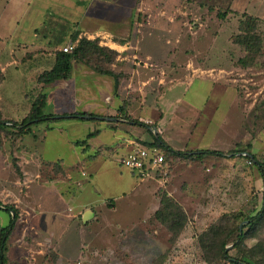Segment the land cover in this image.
Instances as JSON below:
<instances>
[{
  "label": "rangeland",
  "instance_id": "1",
  "mask_svg": "<svg viewBox=\"0 0 264 264\" xmlns=\"http://www.w3.org/2000/svg\"><path fill=\"white\" fill-rule=\"evenodd\" d=\"M84 1L86 5L90 4L91 12L99 11V2L70 0L71 4L62 14H72L73 21L80 20ZM174 1L177 3L176 0H159L160 3L143 0L145 5L155 6L153 17H156L153 34L145 40V48L156 56L164 54V59L173 67H149L146 71L138 66L136 70L134 61H141L139 57L121 61L117 56V63L136 70L135 75L122 72L121 86L130 85L128 91L133 92L126 97L130 100L128 114L131 121L128 122L146 121L154 136L160 134L170 146L181 147L178 149L183 151L211 150L221 152L223 156L180 159L167 155L169 176L166 184L153 178L140 183L138 178L139 184L134 188H130V182L125 180L118 185V180L111 175L112 170L108 171L106 167L117 164L127 173L129 170L122 165L126 148L106 152L94 162L87 159L89 154L83 152V147L73 143L85 140L94 131H100V136L88 144L110 143L112 137L104 130L107 123L101 121L102 117L95 116L105 105L103 97L99 98L105 88L90 84L97 100L86 95V91L74 92L72 86L53 84L43 89L37 78L52 69L55 63L49 48H45L47 50L35 53L17 68L8 69L0 92H4L9 103L7 113L10 118L22 122L31 113L38 97L46 94L45 115L67 119L71 116L63 115L71 109L78 115L97 120H62L58 123L64 131L56 134V138L45 140L47 124L34 125L29 137L22 139L15 131H9L7 137L5 133L0 134V201L3 204L0 206V227L8 226L11 221L4 206L12 205L19 212L7 242V264H230L218 259L216 251L206 252L202 238L218 247L225 242L229 254L246 260L253 251L257 253L255 260L264 262V222L253 230L245 226L264 203V182L249 158L255 157L264 163V19L258 24L262 54L253 62L242 63L246 53L234 42L235 35L241 34L238 30L240 16L232 14L224 20L217 16L232 5L239 13L249 10L264 18V0H235L234 3L221 0V4L203 3L201 7L198 0H190L186 4V14L176 12V23L171 24L167 19L173 13L170 7ZM46 3L48 10L52 8L53 12L59 5L55 0H46ZM105 8L108 9L100 23L103 26L108 25L107 16L112 10ZM163 8L167 10L165 15L156 14ZM18 11L22 12L21 9ZM33 12L31 7L24 21L21 19L23 14L20 18L15 13V17L23 22L16 30V38H8L0 45L4 48L0 60L8 59L10 48L16 44L21 31L26 39L32 37L33 40H27L28 44L39 47L42 38L49 36L50 28H56L54 19L47 17L45 23L43 11L40 16ZM123 12L128 14V10ZM41 19L46 25L40 26L38 21ZM34 26L39 30V39L34 38ZM94 39L114 51L120 49L117 43L126 42L107 35ZM136 43L132 44L134 52L139 49L135 47L139 44ZM36 49L19 50L16 58L21 62ZM102 57L88 61L95 64ZM131 77L134 80L129 82ZM150 78L153 79L150 81ZM136 132H139L137 139L141 144L153 142L147 127H138ZM58 158L73 179L67 181L66 175L61 176L58 178L60 183L46 187L42 180L51 176L49 163ZM39 171L42 180L35 179ZM111 183L117 185V190L127 187L128 194L120 199L109 198V204L105 205L108 194L117 191L111 189ZM48 190H57L56 193L63 195L62 201L56 197L52 200ZM164 194L179 204L188 218L176 239L154 218ZM86 207L91 208L94 216L84 222ZM212 228L219 229L217 239L209 234ZM237 229L247 233L243 244L237 238ZM258 244L263 247L258 249Z\"/></svg>",
  "mask_w": 264,
  "mask_h": 264
},
{
  "label": "crops",
  "instance_id": "2",
  "mask_svg": "<svg viewBox=\"0 0 264 264\" xmlns=\"http://www.w3.org/2000/svg\"><path fill=\"white\" fill-rule=\"evenodd\" d=\"M33 1H36L37 5L34 4ZM55 1H57L59 4L58 7L55 9L56 13L52 11V8L48 10L46 0H17V1L0 0V45H4L5 40H7L8 38L9 39L16 38V36H14L16 33V30L20 28L22 22L25 20L26 16L28 15L31 7H33V10L36 12V14H39V16L41 15L43 11L42 18H44L45 23H46L47 17L54 19L57 22L55 25L56 28H50L51 32L49 36H44L42 40L40 39L41 42H40L39 47H37L36 44H33V43L28 44L29 41L27 40H33L32 37H30V39H26L23 36V32L21 31V34L17 36L16 44H13V46L10 48L11 53L10 55H8L9 56L8 59L5 61L0 60V69L5 76V79L3 83L0 85V88L6 82V73L9 68H13L22 63H25L27 59H29L30 57H33L35 53H40V52H44V50H47L45 48H49V52L51 56L54 58V62H55L54 66H55L57 62V54L61 52L62 48L72 43L76 35H78V39L89 36L86 38L92 40L96 37L98 38L101 37V35H107L109 37H112V39L114 37L118 40H125L126 42L124 44L117 43L118 45L116 44V46L119 47L120 49L119 50L115 49V50L118 52V58L122 59L121 61H124L127 58H131V57L133 58L139 57L141 61H137V59H135L136 61H134V65L135 67H137L136 70L139 67H141L142 69H146V71L149 69V67H162L165 65L173 67L172 63L164 59L165 58L164 54H161V55L157 54L158 56L157 57L153 52L145 48V40L147 39L148 36L153 34L152 28L156 25L155 24L156 20H154V18L156 17H153V13H154L153 9L155 10V6L151 7L150 5H145V3H143V0H93L92 2L93 4L95 2L97 3L99 2V4L97 5L99 11L96 10L94 12H91L89 9L90 4L86 5L84 1L83 4H85L84 5L85 9L83 10L81 14L82 15L81 19L80 20L76 19L75 21H73L75 17L72 16V14L70 16H64L62 14L65 7L67 8L69 7L68 5L71 4L70 0H55ZM78 1L79 0H77V2ZM176 1L177 3H175L174 1L175 4L171 3L172 6L170 7V9H172L171 12L173 13L167 19L168 23H171V24L176 23L174 20L175 19L174 14L176 12L180 14H184V13L186 14L185 10L188 8L186 4L188 2L190 3V0H176ZM231 1H233V3L235 2V0H231ZM1 2H4V3H1ZM152 2L160 3L159 0H152ZM198 2H199V7H201L203 3L209 4V5L215 4V3H219V4L222 3L221 0H198ZM105 7H109L110 9H112L109 11V14L107 16L108 22L106 24L108 25H105L106 27L103 25H100V23L104 21V15L106 14L105 10L108 9ZM228 8H230L232 11L239 12L238 10L237 11L233 10L232 5H230V7ZM18 9H21L23 13L18 11ZM124 10H128V14L126 12H123ZM166 11L167 10L163 8L161 9V11H158L156 14L165 15ZM35 12H33V15H35ZM245 12L251 14L249 10H246L243 13ZM15 13H17V15L20 18L23 14V17L21 18L23 19V21L17 19L15 17L16 16ZM230 15H228L226 18L228 19ZM251 15H254V14H251ZM254 16L264 19L258 15H254ZM91 21H94L95 23L92 25L89 24L91 23ZM38 22L40 26L42 24L46 25L45 23H42L43 19H41ZM48 24L53 25L55 24V22L54 23L48 22ZM34 28H35L34 38L39 39V30L35 26ZM169 32L171 33L172 30H169ZM145 33L147 34L145 35ZM135 41L139 43V44L136 43L137 45L135 46L139 48L138 52L132 51V48L134 46L132 44ZM31 48H35L36 50L34 52L28 53L27 56L21 59V62L16 58L17 51L26 50V49L29 50ZM3 52H4V48H1L0 46V58H3V55H2ZM189 65H191L190 62L188 63V67ZM113 68L117 72H125V73L129 72V73H133L134 75L136 73V70L133 67L131 69V67H127L121 63H118L117 65H113ZM50 70H47V71H50ZM151 79L153 78H150V81ZM133 80H134V77H131L129 82ZM150 81H148L147 83H150ZM53 84L60 85V87L72 86L73 91L78 92V94L86 91V95H91V98H93V100H97L96 95H95L96 92L90 89V84H94L97 87L105 88L101 90V93H99V98L100 96L103 97V103L105 105L104 107L99 108L101 109V112L95 116L104 118V120H101L107 123L104 126V130L110 133V137H112V139L110 143L108 144H103L99 146L88 144L90 147L89 149L85 150L83 148V152L89 154L87 158L88 160H91L94 162L99 161V159L102 158L104 153L106 152L112 153L118 148H126L127 149L126 155H127L135 143L137 142L140 143V139H137V138H140L138 137L139 132H136V130L138 129V127L140 128V127H145V126L143 125L136 126L134 124H131L128 121L121 119V115L118 113V110L120 106L123 104V102L126 100L127 95L130 93L133 94L132 91H128V88L130 87V85L128 87H122L120 85L119 90L116 91L114 78L98 75L94 71H92L90 68H88L87 66L76 64V63L73 64L72 72L70 74V77L67 80H59L49 85H42L41 87L44 89ZM121 88L124 90L121 91ZM44 95L46 97V94ZM4 96H5L4 92L1 91L0 92V113L3 119L13 120L10 118V116L7 113L9 103L7 99H5ZM145 100L146 99L144 98V101ZM63 116H71V118L63 119L64 117L57 118V116L51 115V117L48 118L50 122L42 123V124H47L44 129V138H43L44 140L47 137L53 138L55 137L56 134L62 133L64 131L62 129L61 123H58L62 120H76V119H82V120H88V121L97 120L94 118H91V119L79 118V116H84V115H78L76 111H72L71 109L66 111ZM106 118L118 119L119 121L117 122L108 121L106 120ZM146 123L147 122L144 121V124ZM114 127H117V128H114ZM147 128L151 130L150 127H147ZM90 134H94V136L91 137L89 141H94L100 136V131H94L92 133H89L88 135ZM75 142H78V141H74L73 142L74 145H76ZM165 142L169 147H171L175 151L184 150V149H178L181 147L170 146L167 141ZM49 164H50L51 176L48 175V177H46L44 181L42 180L41 171H39V174L35 176V179L42 180V183H44L46 187L47 185H51L52 183H56V184L60 183L61 181L59 182L60 179L58 178H61V176L64 177L66 175V177L64 178L67 179V181L73 179L72 175L66 171V168L63 165V161L60 158L56 159L55 162L49 163ZM43 165H47V163L43 162ZM106 169L108 171L112 170L111 175L114 176L115 180L116 179L118 180L119 182V183L117 182L118 185H120L124 180L127 182H130V185H129L130 188H134L135 186H137V184H139L138 177L133 172L128 171L127 173H125L121 169H119L117 164L107 165ZM30 173H32V171ZM85 174L86 173L83 172V176H85ZM93 175L96 176V179H98L95 172L93 173ZM154 180L157 181L156 179ZM144 181L146 180H143V181L141 180L140 183H143ZM96 184H97V180L94 181V185ZM116 188H117V185L114 183H111V189L116 191L117 190ZM56 192L57 190L55 191L53 190L52 192L49 191L48 195L50 196L52 200H54L56 197V200L62 201L63 195L58 194ZM127 192H128L127 187H124L122 189L118 188L116 193L108 194V197L105 200L106 201L105 205L109 204L108 203L109 198L120 199V198L125 197L128 194ZM85 210H86L85 212L87 211L92 212L91 208L89 207H86Z\"/></svg>",
  "mask_w": 264,
  "mask_h": 264
},
{
  "label": "trees",
  "instance_id": "3",
  "mask_svg": "<svg viewBox=\"0 0 264 264\" xmlns=\"http://www.w3.org/2000/svg\"><path fill=\"white\" fill-rule=\"evenodd\" d=\"M230 14L240 16L241 18L240 26L238 28L239 33L241 34H237L235 35L236 37H232V39L235 37L234 42L244 48V51L246 53V58L241 62H253L254 58L262 54V35L258 31V24L262 22V19L246 12L239 13L232 11L230 8L225 11L218 12L217 16L218 18L224 20ZM72 43L75 45L74 51L68 54L63 53L62 51L58 53L56 65L52 70L45 71L40 74L38 77V83L41 85H49L59 80H67L72 72L73 64L76 62H80L88 66L98 75L114 78L115 90L118 91L122 81V72H117L113 68V65L118 64L116 61L118 52L109 48H104L100 45L98 39L91 40L86 37L78 39V35L74 37ZM101 55L103 57L100 62H96L94 64L91 61H88L93 57ZM4 79L5 76L0 69V85L3 83ZM45 99L46 97L44 94L40 95L37 101L33 104L31 113L22 122H16L15 120H5L2 118V115L0 113V134L5 133V137H7L10 133L9 131H15L20 135L22 139V137H26L32 133V127L34 125L50 122L48 118L51 117V115L44 114V109L46 106ZM129 102L130 100L126 99L118 110V113L121 115V119L126 121H131L128 114V107L130 105ZM132 122H134V125H143L145 127H150L149 125L144 124L140 121L133 120ZM149 132L151 135H153L152 131L149 130ZM93 136L94 134H90L85 140L75 142V144L87 150L89 149L88 141ZM142 145L146 147L160 148L166 159L165 165H168L167 155H173L176 158L180 159H203L210 155L223 156L221 152L211 150H204L200 152L175 151L166 144L160 134H158L157 136L153 135V142H142ZM249 158L250 163H253L257 166L264 182V163L258 162L255 157ZM2 205L3 204L0 201V206ZM4 207L6 208L5 212L10 215L11 221L8 226L0 227V264H7V242L9 241L19 219V212L14 206L7 205ZM12 212L14 213V215L10 214ZM154 218L167 228V230L172 234L173 239H176L183 232L188 222V218L184 209L167 194L161 196L160 205L154 214ZM263 222L264 203L262 209L255 216L250 217L248 225L245 226L253 230L261 226ZM218 231L219 229L216 230L212 228L209 230V234L213 237V239H217L219 235ZM236 232L237 238L238 240H240V244H243V241L247 237V233L244 232L243 229H237ZM202 246L206 252L211 249L213 251H216L218 259L227 261L230 264H264L263 261L257 259L255 260V256L257 255V253H254L253 251H250L251 254L249 256V260H246V258L232 256L231 254H229V251H227L225 242H223L221 246L218 247L216 243H209L205 241L204 238H202ZM256 247H258L259 249L262 248L263 245L258 244Z\"/></svg>",
  "mask_w": 264,
  "mask_h": 264
},
{
  "label": "built area",
  "instance_id": "4",
  "mask_svg": "<svg viewBox=\"0 0 264 264\" xmlns=\"http://www.w3.org/2000/svg\"><path fill=\"white\" fill-rule=\"evenodd\" d=\"M75 45L68 44L61 49L63 53H72ZM165 156L158 147H146L135 143L128 154L123 158L122 165L133 172L139 179H156L163 184L168 182L169 168L165 165Z\"/></svg>",
  "mask_w": 264,
  "mask_h": 264
},
{
  "label": "water",
  "instance_id": "5",
  "mask_svg": "<svg viewBox=\"0 0 264 264\" xmlns=\"http://www.w3.org/2000/svg\"><path fill=\"white\" fill-rule=\"evenodd\" d=\"M80 118H81V117H80ZM82 118H84V119H91V118L88 117V116H84V117H82ZM101 119L104 120V118H101ZM106 120H108V121H115V122L119 121L118 119H109V118H106ZM0 208H2V207H0ZM12 213H13V212H12ZM93 216H94V214H93L91 211H87V212H85L84 217H83L84 222H87L88 220L92 219Z\"/></svg>",
  "mask_w": 264,
  "mask_h": 264
}]
</instances>
